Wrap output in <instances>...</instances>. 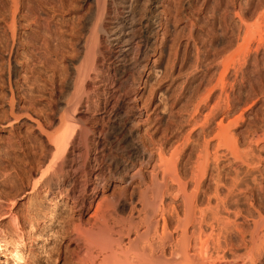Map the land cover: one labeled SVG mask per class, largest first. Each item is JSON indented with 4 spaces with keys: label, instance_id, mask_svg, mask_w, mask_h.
Returning a JSON list of instances; mask_svg holds the SVG:
<instances>
[{
    "label": "rangeland",
    "instance_id": "obj_1",
    "mask_svg": "<svg viewBox=\"0 0 264 264\" xmlns=\"http://www.w3.org/2000/svg\"><path fill=\"white\" fill-rule=\"evenodd\" d=\"M103 1L99 25L107 30L116 6ZM95 5L0 0V264H17L11 243L19 245V264H76L79 223L90 221L106 199H135L152 180L164 186L165 217L175 211L187 223L192 264H264L256 253L264 252V242L254 236L260 225L264 230V0H156L154 23L125 63L129 76L112 98V47L99 32L98 67L74 112L72 64L96 23L101 5L98 12ZM222 74L226 103L218 87ZM105 105L110 117L100 116ZM220 106L227 116L218 113ZM64 109L74 156L86 152L88 169L100 164L115 174H104L107 182L89 206L90 195L79 206L53 183L43 188L40 182L53 157L47 138L62 127ZM219 121L231 126L226 141L239 160L217 142ZM135 146L143 148L139 158H133ZM118 161L126 168L116 174ZM164 164L174 165L176 175L165 176Z\"/></svg>",
    "mask_w": 264,
    "mask_h": 264
},
{
    "label": "bare ground",
    "instance_id": "obj_2",
    "mask_svg": "<svg viewBox=\"0 0 264 264\" xmlns=\"http://www.w3.org/2000/svg\"><path fill=\"white\" fill-rule=\"evenodd\" d=\"M94 1L96 2L95 5L97 9L96 12H98L100 5H101V9L97 14L96 23L91 28L90 36L83 41L84 44L82 42L83 44L81 49L82 53H80V55L77 53L79 55V59L77 61L78 64L77 65L72 64V70L74 76L70 82L71 93L69 99H75L73 106L74 112L76 110V107L79 105L82 96L86 90L85 87L88 81L90 80L91 73L95 72L98 67V66L96 67L95 59L98 57L97 55L101 53L99 51L101 50L99 49V45H100L99 32L106 33L108 44L112 47L110 53L109 52L108 53L110 55V58H112L114 61L113 64L115 65L114 67H115L116 75L115 78L108 83L109 91H107V89L105 90L104 88L101 91L102 93L107 91L109 97L112 98L114 96L113 91L115 92L116 89H118V87L129 76V69L128 66L125 65V63L127 61H132L137 56L138 52L140 51L139 50L140 43L142 42L143 37H145L144 36L145 30L148 29L150 25L154 23L153 18H154V9L156 7V0H114L112 2L116 6L115 11L113 12L114 22L113 23L110 22V26H108L107 30L106 28L103 29L99 24L103 16L106 14L105 12L106 5L103 0H94ZM103 41L104 40H102V42ZM78 52H80V50H78ZM130 63L131 62H129V64ZM105 84H107V81ZM218 87L221 92V95L225 96L222 102L224 103L225 101L226 103L227 95H226L225 74H222V76L219 78ZM216 98L219 97L217 96ZM219 99L222 100L221 98ZM221 106L220 109H218L219 110L218 113L221 112L222 115L225 116L226 114H228V112L226 113L225 110L226 108L225 107L221 108ZM213 110L211 109V111ZM217 111H214L212 113H215ZM63 112L64 113L63 115H61V121H60L63 123L62 127L58 131L56 130L57 132L54 135H50L47 138L49 142L48 146L50 147V149L52 148L53 157L49 168L46 169L47 171L43 174L42 178L40 177L41 178L40 182H42L44 186L48 185L49 183H53V185L56 186L57 189L63 191V193L67 198L70 197L72 201H74L75 204H79V206H84L87 203L86 201L88 200V198H85V196L90 195V200H88V206H89L90 201L93 198V196H95V192L97 191L99 185L101 183L103 184L107 182L106 181L107 179L105 178L104 174L106 172L109 174L110 169H105L103 167L105 169L104 172L103 168H99L100 164H96L94 169H88L87 164L85 163L86 154H87L86 152L77 151L78 157L76 158V156H74L75 149H73V147L70 146L73 135H71L68 130L69 118L67 116V111L65 109L63 110ZM107 114L109 116L111 112L107 109V105H105V107H103L102 109V112L100 113V116L106 117ZM82 119L84 118L82 117ZM109 119L111 118H108V120ZM218 124L219 127L217 129L218 131H220V134L217 135L218 137L216 136V138H218L217 142L219 141L220 143L219 145L225 147L224 150L228 155L231 156L233 155V157L235 156L234 157L235 159H238V156L234 154L232 148L229 146V144H227L226 141L228 137L230 139L229 134L227 138L226 136L228 133L227 130L231 126L229 127L228 124L223 125L222 121H219ZM74 125L75 124H73V126ZM83 128L85 129V127ZM76 130L77 132L79 130V135H80L81 132L80 129L76 128ZM125 133L123 135H125ZM82 136L83 135L81 133L79 140L84 141L85 138H83ZM117 143H119V141ZM85 144L87 145V143ZM117 146L118 145H116L115 147L117 148ZM49 147L47 149L48 151H49ZM141 149L143 148L139 146L138 147L135 146L131 149L134 156L133 158H139L142 155ZM43 150L45 151L46 149ZM41 154H43L44 156V153ZM105 154L106 153H104V156ZM94 156L97 157L96 154ZM44 157H43L44 159L47 158L46 155ZM95 157L94 160L97 161L99 158L95 159ZM99 161H100L99 163H101V160ZM113 161L115 162V160ZM41 162L42 161H40L39 163ZM41 164L44 165L43 162ZM41 164H40V168H41ZM162 166L165 176H172V174H175L176 168L174 165L164 164ZM114 167L116 173L117 171H123L126 168V164L125 162H122L121 164L119 162V164L116 163ZM112 175L113 174H111V176ZM170 179H172L171 181H173L174 177L173 178L171 177ZM152 181L151 184H148L147 182L146 183L143 182L142 187L140 188L141 190L139 191V194L135 199H133L132 197L126 198L124 195H118L119 197L112 198L111 200L106 199L105 201L100 202L96 206L95 211L93 213L94 215L90 221L84 224L80 221L81 223H79L78 229L75 231V233L76 232L77 233L74 235V238L78 243V249H79V253L76 259L77 260L76 264H192L193 263L192 260L189 259L191 257L188 256L189 255L187 252L188 243L185 245V243L187 242L186 241L187 223L185 224L183 218H180L178 213L175 211L173 212V215L170 219L169 218L167 219V217H165V214L163 212L164 186L163 184L161 185V183L159 185L157 183H156L157 185H155L154 183L152 184ZM43 185H41V187ZM43 188H46V186ZM88 191H90V193H87ZM171 221H173V223L175 224L173 230H171L170 228L172 224ZM260 221L263 222L264 220L263 221L260 220ZM258 223L260 224V222ZM256 226L254 228L258 227ZM259 227L261 228V230L258 229V232L256 231L257 234L254 235L253 233V235L256 236V238L258 236L257 240H259V242L261 241L264 242V230L262 229L261 225ZM6 245L7 244H5V246ZM257 246L256 248H258ZM11 247L12 250L10 249V252L12 253L13 256L10 253L9 254L12 256V258H15L17 264H19L21 261H23L19 251V245L15 243H11ZM261 250L262 249H260L259 252H261ZM256 253L257 255H259V257H261L262 254L264 255V252L263 253L256 252ZM205 254H206V242H202L200 247V255L205 256ZM256 256L252 258L259 259V257ZM252 262L255 261L252 259ZM212 264H221V263H212Z\"/></svg>",
    "mask_w": 264,
    "mask_h": 264
}]
</instances>
